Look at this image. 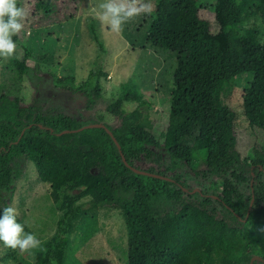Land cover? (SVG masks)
<instances>
[{"label": "trees", "instance_id": "1", "mask_svg": "<svg viewBox=\"0 0 264 264\" xmlns=\"http://www.w3.org/2000/svg\"><path fill=\"white\" fill-rule=\"evenodd\" d=\"M80 2L75 0L76 10ZM34 3L36 19L40 12L50 13L55 0ZM204 7L199 0H155L148 41L177 56L169 122L160 135L153 132V104L132 78L106 107L117 123L113 126L101 114L84 119L58 106L45 111L40 103L25 104L22 92L31 50L24 47L23 58H11L17 73L6 68L0 83V215L11 205L23 159L34 162L39 180L49 185V196L61 211L55 231L35 253L36 264H66L71 235L78 233L82 244L89 241L98 211L107 205L126 223V264H249L254 255L264 258V40L259 27L245 26L259 14L264 25V0H214V29L207 26ZM89 19L105 53L100 19ZM242 73L254 76L242 97L243 113L256 134L248 157L239 151L237 113L226 102ZM107 75L93 68L76 87L88 109L100 100L101 79ZM125 101L138 106L127 111ZM99 121L112 130L131 166L104 127L59 134ZM162 145L170 163L164 170H148L171 179L132 168H143L138 164L142 160L160 164ZM191 173L212 182L194 191L185 179ZM226 181L231 185L222 194L217 189ZM6 257L21 264L13 250Z\"/></svg>", "mask_w": 264, "mask_h": 264}, {"label": "rangeland", "instance_id": "2", "mask_svg": "<svg viewBox=\"0 0 264 264\" xmlns=\"http://www.w3.org/2000/svg\"><path fill=\"white\" fill-rule=\"evenodd\" d=\"M35 0H23L27 16L24 27L15 40L17 49L11 57L23 58L25 48L31 50L27 59L29 71L24 75V103L33 105L40 103L45 111L50 106H58L59 111L75 114L80 118H102L116 126L114 118L107 112V105L120 93L121 85L132 78L137 89L144 93L153 104L149 113L153 118V132L160 135L167 128L170 114V100L174 71L177 66V56L166 49H156L148 41V33L154 15L155 0L150 2L153 11L136 17L123 27L120 32L113 31L105 23H97L99 36L105 47L103 53L90 31V15L99 16V4L105 0H81L78 10L75 0H55L53 9L48 14L37 11ZM205 7L202 14L207 18V26L215 28L212 18L214 0H199ZM246 27L257 26L262 30L264 40V25L259 15H252L245 23ZM25 47V48H24ZM11 58H0V83L5 80L6 68H11ZM102 68L108 75L101 79L102 96L92 110L88 109L84 95L76 91V87L86 79L93 68ZM8 69V70H9ZM17 73V69H12ZM252 73H242L235 78L232 95L226 102L237 113L235 124L238 148L243 157L252 156L256 143V134L250 128L243 113L242 97L244 91L253 82ZM138 106L136 101H125L123 108L131 111ZM162 157L160 164L145 160L138 164L148 169L164 170L170 163V157L162 146L158 148ZM21 174L16 177L15 190L11 205L19 210V219L29 231L41 240L38 249L22 252L11 249L0 242V264H18V261L6 257L13 250L21 264H36L35 253L45 247V242L56 229L61 214L59 205L49 196V185L38 178L36 166L32 160H22L19 164ZM205 168V163L199 170ZM174 171L170 170L169 174ZM185 179L195 188H206L211 180L191 173ZM226 181L221 183L218 191L224 194ZM127 229L123 217L114 206H104L98 211V225L94 235L82 244L80 235H71L70 247L66 264H126Z\"/></svg>", "mask_w": 264, "mask_h": 264}, {"label": "clouds", "instance_id": "3", "mask_svg": "<svg viewBox=\"0 0 264 264\" xmlns=\"http://www.w3.org/2000/svg\"><path fill=\"white\" fill-rule=\"evenodd\" d=\"M98 18L113 31L120 32L130 21L153 11L152 4L145 0H105L99 4ZM27 16L24 7L18 6V0H0V58H11L17 49L13 37L24 27ZM19 210L9 205L0 215V242L13 250L26 252L38 249L42 242L31 232L25 231V225L18 221Z\"/></svg>", "mask_w": 264, "mask_h": 264}, {"label": "water", "instance_id": "4", "mask_svg": "<svg viewBox=\"0 0 264 264\" xmlns=\"http://www.w3.org/2000/svg\"><path fill=\"white\" fill-rule=\"evenodd\" d=\"M93 127H104L107 132L113 137L114 141L116 142L120 152H121V156H122V159L123 161L125 162V164L127 166H131L130 163L128 162L125 154L123 153L122 149H121V145L120 143L118 142L117 138L115 137L114 133L112 132V130L106 126V124L102 121H99V122H93V123H89V124H85L84 126L80 127V128H77V129H66L62 132H60L59 134H62V133H66V132H73V131H80V130H83L85 128H93ZM136 172L138 173H143V174H148V175H151V176H154V177H159V178H165V179H171V177L169 176H166V175H162L160 173H157V172H152V171H149L148 169L146 168H137V167H132ZM251 183H253V180H251ZM199 190V188H195L194 191H197ZM254 200H255V195L253 193V196H252V199H251V203H250V206H249V211L252 209V206H253V203H254ZM256 260H260V261H263L264 262V258L260 255H254L252 256L251 260H250V263L249 264H254V262Z\"/></svg>", "mask_w": 264, "mask_h": 264}]
</instances>
